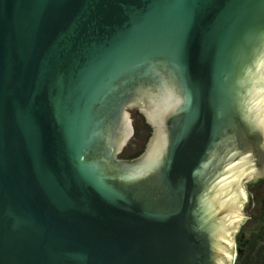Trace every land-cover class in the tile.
I'll list each match as a JSON object with an SVG mask.
<instances>
[{
  "label": "water",
  "instance_id": "95a60500",
  "mask_svg": "<svg viewBox=\"0 0 264 264\" xmlns=\"http://www.w3.org/2000/svg\"><path fill=\"white\" fill-rule=\"evenodd\" d=\"M161 71L152 146L110 162ZM262 175L264 0H0V264H232Z\"/></svg>",
  "mask_w": 264,
  "mask_h": 264
},
{
  "label": "flooded vegetation",
  "instance_id": "af4514ba",
  "mask_svg": "<svg viewBox=\"0 0 264 264\" xmlns=\"http://www.w3.org/2000/svg\"><path fill=\"white\" fill-rule=\"evenodd\" d=\"M162 73L163 71L160 72L158 79L154 82L158 83L157 85H147V83L141 79H135L123 84L121 95L120 97H116L115 105H118L123 100H132L130 106H125L128 114L127 121L129 123L128 136L123 141L122 139L120 141L118 140L115 135L119 131V126L116 125L114 118L109 116L103 123L100 133L101 141L97 143L96 148L98 150V148L104 147L106 151L115 150L114 157L106 156L107 160L110 162L112 160L132 161L138 159L147 152L149 146H152V139L155 137V128L148 120L145 108L150 98L157 97L160 87H162V89H171L172 92L177 91L173 79L166 76L165 72L161 77ZM115 108L117 107L113 106V109ZM174 114L175 111L171 109L164 120L163 133L164 137H166L165 148L169 147L171 141L175 120ZM105 165L107 170H109V168L118 164L105 163Z\"/></svg>",
  "mask_w": 264,
  "mask_h": 264
},
{
  "label": "trees",
  "instance_id": "16d2710c",
  "mask_svg": "<svg viewBox=\"0 0 264 264\" xmlns=\"http://www.w3.org/2000/svg\"><path fill=\"white\" fill-rule=\"evenodd\" d=\"M232 264H264V193L236 235Z\"/></svg>",
  "mask_w": 264,
  "mask_h": 264
},
{
  "label": "rangeland",
  "instance_id": "374dc122",
  "mask_svg": "<svg viewBox=\"0 0 264 264\" xmlns=\"http://www.w3.org/2000/svg\"><path fill=\"white\" fill-rule=\"evenodd\" d=\"M246 192H248L251 195V204L249 209L246 210L245 212L246 219L235 230L233 236V243H235L236 235L239 232V230H243L244 226L246 225L248 221V216L251 213L253 207L256 205V200H259L261 195L264 193V175L254 180L250 184V186L246 189ZM234 256H235V249H234Z\"/></svg>",
  "mask_w": 264,
  "mask_h": 264
}]
</instances>
